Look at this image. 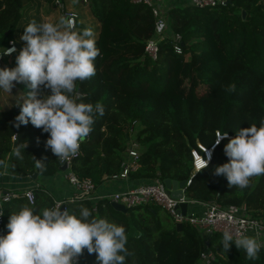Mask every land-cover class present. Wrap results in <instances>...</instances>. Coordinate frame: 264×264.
Returning a JSON list of instances; mask_svg holds the SVG:
<instances>
[{"label": "trees", "instance_id": "trees-1", "mask_svg": "<svg viewBox=\"0 0 264 264\" xmlns=\"http://www.w3.org/2000/svg\"><path fill=\"white\" fill-rule=\"evenodd\" d=\"M42 1L36 12L42 9ZM63 1L66 7L67 1ZM81 2L76 28L94 30L100 55L94 61L96 75L77 81V91L83 102L101 103L105 114L97 116L93 131L81 144V153L72 158L70 168L78 176L90 177L99 185L119 172L131 136L137 139L140 151L136 165L128 170L130 180L185 179L192 170L190 149L198 142L209 146L217 131L233 137L240 127L260 126L264 120V0H226L204 7L162 0L170 28L181 33L184 44L178 53L171 41L162 39L155 58L145 50L155 30L151 6L132 0ZM25 6L23 0H0V52L24 32L21 25L29 23L23 20ZM61 16L58 10L49 22ZM33 19L40 23L41 15L32 14ZM15 49L8 55L21 50ZM2 54L0 60L7 56ZM232 83L236 90L226 91ZM26 98L0 107V174L7 169L18 176L34 172L42 177L54 175L61 170V163L45 148L49 134L31 122L15 126L21 110L18 103ZM14 139L18 146L27 145L21 149L22 159L12 149ZM227 143L225 139L215 146L208 167L196 172L186 194L199 201L245 203L250 215L264 217V176L253 177L250 187L238 189L230 188L226 177L213 175L218 165L229 160L224 152ZM33 156L44 160L43 170L35 167ZM30 188L35 196L32 203L24 196L2 203L1 235L8 234L11 214L22 207L37 212L52 207V197L42 185ZM81 207L88 208L95 218L125 228L130 253L126 264H195L205 238L215 253L213 264H264V247L257 260L247 259L234 243L226 253L220 243L221 232L204 236L187 222L177 230L168 212L152 202L129 206L127 211L114 208L109 197L99 199L95 209L83 198L65 202L70 213L78 214ZM78 264L99 262L95 253L85 249Z\"/></svg>", "mask_w": 264, "mask_h": 264}, {"label": "clouds", "instance_id": "clouds-1", "mask_svg": "<svg viewBox=\"0 0 264 264\" xmlns=\"http://www.w3.org/2000/svg\"><path fill=\"white\" fill-rule=\"evenodd\" d=\"M19 39L24 47L16 56V66L0 68V89L11 93L17 83H25L29 89L27 98L18 103L21 110L15 117V126L31 122L49 134L45 148L58 159L75 157L93 131L97 116L105 114L101 103L83 102L76 84L97 73L94 61L100 49L96 33L91 27L78 30L75 16L69 15L59 17L56 23H38L33 19ZM9 47L0 53L8 55L16 51L15 45ZM235 90V83L226 88L228 92ZM225 139L228 143L224 152L229 160L218 165L213 175L226 177L230 188H248L251 178L264 176V120L259 127L255 123L240 127L233 137L225 131L216 143ZM26 147L18 146L15 155L22 159L21 149ZM32 158L37 169L45 168L44 160ZM210 159V155L202 158L197 173L208 167ZM3 215L0 211V216ZM227 221L233 223L232 217L228 216ZM244 224L240 220V228L235 232L226 228L220 243L226 253L234 243L247 259L257 260L264 244L257 239L258 231L255 236L247 235L242 230ZM250 227L258 229L260 225L252 221ZM7 228L8 234L0 235V264H78L85 249L89 254H96L99 264H126V257L130 255L125 228L106 218L93 217L86 207H81L77 214L67 208L62 210L58 203L38 212L24 206L11 214Z\"/></svg>", "mask_w": 264, "mask_h": 264}, {"label": "built area", "instance_id": "built-area-1", "mask_svg": "<svg viewBox=\"0 0 264 264\" xmlns=\"http://www.w3.org/2000/svg\"><path fill=\"white\" fill-rule=\"evenodd\" d=\"M134 2H144L152 7V11L155 15V30L154 34L147 39L145 44V50L148 54L155 58L158 53L159 41L167 39L171 41L174 51L180 53L182 51V35L178 31L171 30L168 20L165 17L164 3L162 0H132ZM183 3H192L198 7L213 6L225 3L226 0H180ZM57 8L61 12V15L69 16L73 15L75 18L78 16V12L75 9H66L62 0H54ZM12 44V43H11ZM14 45L9 47L11 49ZM221 133L216 132V137L212 144L205 146L198 142L197 147H192L190 153L192 156V170L187 178H185V184L182 187V196L175 197L171 194V189L168 188L163 179L160 177L152 178L148 181H139L135 186L117 190L111 193L109 196L99 195L96 191L97 185L90 177H80L70 168L72 158L61 161L60 163L66 164V167L62 170L65 178L69 182L72 188V194L64 199L53 198V196L45 189L54 199V204L64 205L67 200L75 199H87L93 205V209L96 208V203L99 199L109 197L110 200H114L123 203L126 207L133 205H141L146 203H155L168 212L175 222H187L201 232L204 236L209 235L212 231H219L223 233L226 228H231L235 232L240 228L239 221L244 220L243 231L247 235L255 236L258 231L260 235L257 239L264 244V217H256L250 215L246 210V204H221L215 200L211 201H199L193 200L186 194V187L190 184L193 176L199 169V162L203 157L206 159L208 155H213V150L217 145L216 140ZM140 151V146L134 137L129 136L127 139V147L123 152L121 170L112 174L109 179L128 178V170L136 165V159ZM79 153L81 150L79 149ZM78 153V154H79ZM211 160V159H210ZM129 179V178H128ZM24 196L30 202L34 201V192L31 188L15 189V190H1L0 189V211H2V203L10 200L11 198ZM181 202H187L186 212L183 214L179 210V204ZM201 205L200 209H197L194 205ZM52 206V207H53ZM63 208V209H64ZM231 216L233 223L229 224L227 217ZM252 221L258 222L260 227L258 229H252L250 224ZM2 216H0V227L2 226ZM2 229V228H1ZM215 260V253L209 247L208 239L205 238L204 246L200 251L198 259L195 264H213Z\"/></svg>", "mask_w": 264, "mask_h": 264}, {"label": "crops", "instance_id": "crops-1", "mask_svg": "<svg viewBox=\"0 0 264 264\" xmlns=\"http://www.w3.org/2000/svg\"><path fill=\"white\" fill-rule=\"evenodd\" d=\"M20 89H16V94H20ZM13 149V147H12ZM13 150H11L8 154V160L6 164H9V159ZM61 169L54 175L49 176H39L38 173L35 178H31V175L26 176H18L10 174L7 169L6 171L0 174V189L1 190H15V189H23L30 188L34 185H42L47 191L53 196V198L64 199L72 194V188L64 176V173ZM138 180H130L128 178H119V179H107L104 182L100 183L96 187V191L99 195L109 196L111 193L117 190H124L131 188L138 184ZM54 199L53 204H54ZM89 201V200H88ZM30 202V201H29ZM90 202V201H89ZM32 203V202H30ZM91 203V202H90ZM53 206V205H52ZM197 209L201 208V205H194Z\"/></svg>", "mask_w": 264, "mask_h": 264}, {"label": "rangeland", "instance_id": "rangeland-1", "mask_svg": "<svg viewBox=\"0 0 264 264\" xmlns=\"http://www.w3.org/2000/svg\"><path fill=\"white\" fill-rule=\"evenodd\" d=\"M25 3V11L26 13H24L23 15V20L26 22H30L32 21V14H40L41 15V22L43 21H49V18H53V15H55L58 12V8L54 2V0H43L42 1V9H40V12H36L37 11V7L40 4L41 0H23ZM63 1V0H62ZM67 1V5H66V9H75L78 10V8L80 7V4L82 3L81 0H66ZM64 2V1H63ZM41 5V4H40ZM56 11V12H55ZM58 22V20H54L53 23ZM25 24V23H24ZM26 27V25H21V28ZM20 28V29H21ZM23 33H20L17 35V37H15V41L20 42L21 44L24 45V42L21 41L19 39V37L22 35ZM19 54V51L15 52L13 55H7L5 57H3L0 60V68H12V64L14 65V67L16 66V56ZM16 89H20L19 92H21L20 94L22 95H17L16 96ZM27 85H25V83H17L15 85V87L12 89V92H5L2 89H0V107H8L14 100H16V98H25L27 97ZM45 93L50 94V90L49 89H45L44 90Z\"/></svg>", "mask_w": 264, "mask_h": 264}, {"label": "water", "instance_id": "water-1", "mask_svg": "<svg viewBox=\"0 0 264 264\" xmlns=\"http://www.w3.org/2000/svg\"><path fill=\"white\" fill-rule=\"evenodd\" d=\"M245 14V11L243 10V15ZM65 16V15H63ZM17 48L22 49L24 45L20 44L18 41H14L13 43ZM182 44H184V41H182ZM2 55H7V54H2ZM18 147V143L16 139H14L13 143V149H16ZM61 169H64L66 167V164H62ZM37 175V172L32 173L31 178H35ZM165 185L171 189V194L175 197H180L182 196V187L185 184V179H174L170 177H165L163 179ZM111 204L114 208L121 210V211H127L128 207H126L123 203L117 202L112 200ZM64 208V205H62V210ZM187 208V202H181L179 204V210L184 214L186 212ZM176 228L177 230H181L182 228V222H176ZM0 235H1V227H0Z\"/></svg>", "mask_w": 264, "mask_h": 264}]
</instances>
